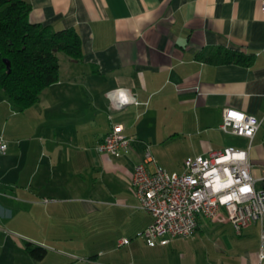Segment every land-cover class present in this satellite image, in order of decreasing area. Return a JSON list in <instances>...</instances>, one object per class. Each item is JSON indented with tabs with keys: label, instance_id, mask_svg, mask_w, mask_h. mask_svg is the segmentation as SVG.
<instances>
[{
	"label": "crops",
	"instance_id": "0c3cea01",
	"mask_svg": "<svg viewBox=\"0 0 264 264\" xmlns=\"http://www.w3.org/2000/svg\"><path fill=\"white\" fill-rule=\"evenodd\" d=\"M29 2V21L54 30L75 29L82 55L74 59L59 53L58 80L23 111L13 110L0 93V137L7 143L0 153V257L8 243L29 254L36 246L27 240L32 231L45 237L49 230H59L65 217L62 205L82 201L90 208L92 196L101 195L97 183L121 206L140 209L129 202L127 187L143 159L144 141L156 140L158 126L159 134L171 140L183 136L191 144L193 137L202 136L190 145L189 153L197 156L233 147L218 141L224 133L220 124L225 108L253 115L260 121L259 129L250 145L242 137L245 142L237 148L248 150L252 175L264 177L258 175L264 170L261 0ZM217 48L238 51L246 62H207L205 56ZM116 88H125L134 101L117 109L108 96ZM113 123L122 124L124 134L132 138L131 147L117 155L100 154L94 145ZM155 164L160 166L156 160ZM86 173L92 175L89 181ZM261 184L257 181L256 187ZM144 215L130 217L133 224L141 223L136 229L151 223V215ZM78 220L76 216V227H65L72 237L81 234ZM208 223L232 225L228 211L220 210L214 218L200 217L196 232ZM90 238L106 245L73 264H184L173 249L184 237L166 244L130 238L120 248L109 231L91 233ZM121 238L128 237L117 241ZM259 245L260 241L242 264H259ZM115 252L121 253L116 257Z\"/></svg>",
	"mask_w": 264,
	"mask_h": 264
},
{
	"label": "built area",
	"instance_id": "2783aa9c",
	"mask_svg": "<svg viewBox=\"0 0 264 264\" xmlns=\"http://www.w3.org/2000/svg\"><path fill=\"white\" fill-rule=\"evenodd\" d=\"M264 9V0H261ZM108 96L117 109L134 101L125 88H116ZM260 121L253 115L233 108H225L221 130L230 135L251 140ZM132 138L123 132L120 123H113L109 131L95 145L100 154L117 155L128 152ZM7 149L0 137V153ZM154 165V168H149ZM262 181L260 187L256 182ZM130 185L138 199L139 208L149 213L151 223L139 237L166 244L174 237H191L199 225V218H214L220 210H227L236 234L252 223L260 228L259 264H264V177L251 173L248 150L235 147L211 149L204 154L186 158L180 172H168L155 164L150 145L145 144L143 159L136 164ZM128 238L118 239V248L127 245Z\"/></svg>",
	"mask_w": 264,
	"mask_h": 264
},
{
	"label": "rangeland",
	"instance_id": "374dc122",
	"mask_svg": "<svg viewBox=\"0 0 264 264\" xmlns=\"http://www.w3.org/2000/svg\"><path fill=\"white\" fill-rule=\"evenodd\" d=\"M159 133L161 134L160 127H155L156 140L144 139V142L150 145L152 155L161 168L169 172L173 170L180 172L184 160L190 155V157L194 156L189 153L193 150L190 145L198 144L199 139L203 137L198 135L193 137L190 144L188 137L180 136L177 140H171ZM218 137V141L223 143L222 146L237 148L245 142L240 136L225 133H220ZM258 175L264 176V170L260 169ZM84 177L89 181L92 175L86 173ZM96 185L97 192L99 191L101 195L92 196L93 201H90V208H87L86 203L82 201L64 204L62 207L65 217L59 221L61 227L59 230H49L45 237L40 236V231L30 232L33 237L27 240L47 249V254L39 263H35L25 250L12 249L8 243L5 248L1 249L0 264H73L78 258L80 261L86 260L91 252L102 249L106 245L90 238L91 233L95 232L109 231L115 245L120 236H127L129 240L141 239L139 233L143 227L136 229L141 223L133 224L134 220H130V217L145 214L144 219H148L149 213L147 214L142 209L121 206L117 198L107 193L102 184L97 183ZM127 195L130 203L138 204L130 183L127 187ZM76 216L79 219L77 227L81 230V234L78 235L79 237H72L70 230H65V227L72 225L76 227ZM242 233V235L236 234L231 224L208 223L203 231L196 232L186 239H177L173 249L178 256L183 258L184 264H242L243 259H248L252 250L259 244L258 223H252ZM151 243L157 244V242ZM112 248L119 250L114 245ZM119 251L122 252V250ZM121 252H115L114 255L117 257Z\"/></svg>",
	"mask_w": 264,
	"mask_h": 264
},
{
	"label": "trees",
	"instance_id": "16d2710c",
	"mask_svg": "<svg viewBox=\"0 0 264 264\" xmlns=\"http://www.w3.org/2000/svg\"><path fill=\"white\" fill-rule=\"evenodd\" d=\"M30 9L29 0H0V93L18 112L37 103L41 91L58 80L59 53L74 59L82 55L75 29L54 30L30 22ZM205 60L214 64L246 62L242 53L222 48L213 50ZM28 253L38 261L46 250L33 246Z\"/></svg>",
	"mask_w": 264,
	"mask_h": 264
},
{
	"label": "water",
	"instance_id": "95a60500",
	"mask_svg": "<svg viewBox=\"0 0 264 264\" xmlns=\"http://www.w3.org/2000/svg\"><path fill=\"white\" fill-rule=\"evenodd\" d=\"M4 62L7 64V65H9V62H8V60H6V59H4ZM128 105V104H127ZM126 106V105H125ZM124 107V106H123ZM122 107V108H123Z\"/></svg>",
	"mask_w": 264,
	"mask_h": 264
}]
</instances>
